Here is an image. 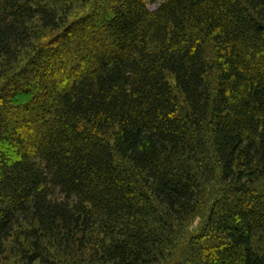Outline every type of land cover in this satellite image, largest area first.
<instances>
[{"label": "trees", "instance_id": "trees-1", "mask_svg": "<svg viewBox=\"0 0 264 264\" xmlns=\"http://www.w3.org/2000/svg\"><path fill=\"white\" fill-rule=\"evenodd\" d=\"M261 236L264 0H0V262L264 264Z\"/></svg>", "mask_w": 264, "mask_h": 264}, {"label": "rangeland", "instance_id": "rangeland-1", "mask_svg": "<svg viewBox=\"0 0 264 264\" xmlns=\"http://www.w3.org/2000/svg\"><path fill=\"white\" fill-rule=\"evenodd\" d=\"M163 1V0H161ZM103 3V2H102ZM157 7V4L150 3V8L155 9ZM111 11L110 7H103L100 11H98L96 14L97 16H101L104 14H109ZM203 216H200L197 214L193 221L191 222L190 230L193 231L196 228H199V225L202 223ZM260 240L258 239L257 243L260 246V248H264V236H261ZM0 264H23L17 255L14 253L7 254L6 257L0 262ZM37 264V263H36Z\"/></svg>", "mask_w": 264, "mask_h": 264}]
</instances>
